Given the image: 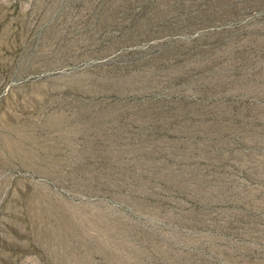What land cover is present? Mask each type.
Segmentation results:
<instances>
[{
  "label": "rangeland",
  "instance_id": "obj_1",
  "mask_svg": "<svg viewBox=\"0 0 264 264\" xmlns=\"http://www.w3.org/2000/svg\"><path fill=\"white\" fill-rule=\"evenodd\" d=\"M0 264H264V0H0Z\"/></svg>",
  "mask_w": 264,
  "mask_h": 264
}]
</instances>
